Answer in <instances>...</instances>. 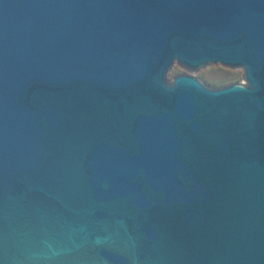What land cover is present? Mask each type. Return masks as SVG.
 <instances>
[{
  "label": "water",
  "instance_id": "water-1",
  "mask_svg": "<svg viewBox=\"0 0 264 264\" xmlns=\"http://www.w3.org/2000/svg\"><path fill=\"white\" fill-rule=\"evenodd\" d=\"M0 264H264V0H0Z\"/></svg>",
  "mask_w": 264,
  "mask_h": 264
},
{
  "label": "rangeland",
  "instance_id": "rangeland-1",
  "mask_svg": "<svg viewBox=\"0 0 264 264\" xmlns=\"http://www.w3.org/2000/svg\"><path fill=\"white\" fill-rule=\"evenodd\" d=\"M180 73L193 74L204 83L221 84L239 82L243 74V70L241 68H229L222 66L219 63L200 67L196 70H187L179 66L177 63H173L167 72V80H172L175 75Z\"/></svg>",
  "mask_w": 264,
  "mask_h": 264
}]
</instances>
